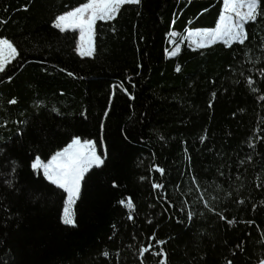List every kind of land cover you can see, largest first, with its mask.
<instances>
[{
  "label": "trees",
  "instance_id": "obj_1",
  "mask_svg": "<svg viewBox=\"0 0 264 264\" xmlns=\"http://www.w3.org/2000/svg\"><path fill=\"white\" fill-rule=\"evenodd\" d=\"M85 2L0 0L18 50L0 71V264H259L264 0L245 43L197 48L181 37L214 29L224 0L125 4L81 56L54 20ZM73 136L104 160L82 178L75 226L66 192L30 167Z\"/></svg>",
  "mask_w": 264,
  "mask_h": 264
},
{
  "label": "snow or ice",
  "instance_id": "obj_2",
  "mask_svg": "<svg viewBox=\"0 0 264 264\" xmlns=\"http://www.w3.org/2000/svg\"><path fill=\"white\" fill-rule=\"evenodd\" d=\"M141 0H86L85 3L73 7L68 11L63 12L55 17V27L65 30L78 28L80 31V41L76 51L81 55H93V26L97 20H112L125 4H140ZM261 0H224V9L219 17L214 29H189L188 35L194 37L195 41L201 46L205 42H213L216 40H224L226 42L245 43L248 38V32L245 29V24L248 21H256L261 14ZM233 14L235 19H233ZM4 21H0L3 23ZM173 55V52H169ZM18 55V50L13 41L7 37H0V70H4L6 65ZM179 70V66H177ZM69 75H73L69 73ZM11 76L8 79L11 80ZM248 83L252 84V78H248ZM126 91V89H125ZM10 104L16 103L13 97ZM107 114V113H106ZM7 123V121H5ZM203 139V137L201 138ZM104 162L101 155L98 154L95 143L92 140H83L81 137L73 136L71 142L64 148L55 152L47 162H43L39 155L31 161L30 167L34 170L43 169V176L52 184L63 189L67 194V199L64 201L63 214L61 220L65 225L75 226L74 213L71 205L80 195L81 181L84 174L94 165L99 166ZM12 173L15 172V161H12ZM161 171H163L161 169ZM195 182V177H193ZM12 188L13 180L7 179L4 181ZM207 204V201H205ZM131 206V204L129 205ZM255 207V206H254ZM192 213H188V218L191 219ZM224 218L223 216L221 217ZM232 223V221H228ZM157 243H162L158 241ZM151 245H149V248ZM147 249L141 247L140 252L143 254ZM163 249H161V253ZM108 256V252L102 253ZM162 264L164 262L162 261ZM228 264H232L228 261ZM259 264H264V259L259 261Z\"/></svg>",
  "mask_w": 264,
  "mask_h": 264
},
{
  "label": "rangeland",
  "instance_id": "obj_3",
  "mask_svg": "<svg viewBox=\"0 0 264 264\" xmlns=\"http://www.w3.org/2000/svg\"><path fill=\"white\" fill-rule=\"evenodd\" d=\"M223 9H224V7H223ZM233 19H235V17H234V14H233ZM72 29H75V30H77V32H78V34H79V37H78V42H77V45H76V48H77V46H78V44H79V41H80V31H79V29L78 28H72ZM188 30L189 29H187L186 31H185V33H184V35L181 37V41L182 40H184V39H186V41L190 44V45H192L193 47H195V48H197V47H202L200 44H198L196 41H195V38L194 37H190L189 35H188ZM193 30H195V29H193ZM200 30H203V29H200ZM172 36H175L174 34L172 35ZM174 41V40H173ZM215 42H224V43H231V42H226V41H224V40H216V41H213V42H211V43H209V42H205L204 43V45L203 46H207V45H210V44H212V43H215ZM233 42V41H232ZM177 47H178V44H176V45H174V47H173V51H175L176 49H177ZM0 71H2V70H0ZM81 141H83V140H81ZM70 143V142H69ZM61 150V149H60ZM59 151V150H58ZM43 161V160H42ZM43 162H47V161H43ZM94 166H96V165H94ZM93 167V166H92ZM42 173H43V169L41 168V169H39ZM72 206H73V204L71 205V209H72Z\"/></svg>",
  "mask_w": 264,
  "mask_h": 264
},
{
  "label": "crops",
  "instance_id": "obj_4",
  "mask_svg": "<svg viewBox=\"0 0 264 264\" xmlns=\"http://www.w3.org/2000/svg\"><path fill=\"white\" fill-rule=\"evenodd\" d=\"M77 52V51H76ZM78 53V52H77Z\"/></svg>",
  "mask_w": 264,
  "mask_h": 264
}]
</instances>
